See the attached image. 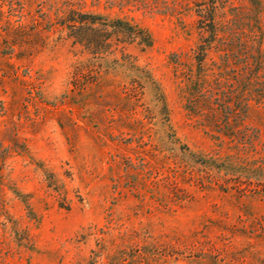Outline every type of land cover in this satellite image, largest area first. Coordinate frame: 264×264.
I'll list each match as a JSON object with an SVG mask.
<instances>
[{
  "label": "rangeland",
  "instance_id": "rangeland-1",
  "mask_svg": "<svg viewBox=\"0 0 264 264\" xmlns=\"http://www.w3.org/2000/svg\"><path fill=\"white\" fill-rule=\"evenodd\" d=\"M72 11L152 47L105 27L94 56ZM210 11L230 91L192 115ZM262 56L264 0H0V264H264V83L243 126L219 119Z\"/></svg>",
  "mask_w": 264,
  "mask_h": 264
},
{
  "label": "trees",
  "instance_id": "trees-1",
  "mask_svg": "<svg viewBox=\"0 0 264 264\" xmlns=\"http://www.w3.org/2000/svg\"><path fill=\"white\" fill-rule=\"evenodd\" d=\"M217 15L214 11H210L206 16L199 15V23L202 25V29L207 37L202 38L201 44L197 47L195 51V60L197 64V74L191 81L190 85V100L187 106V111L192 115H197L195 109L199 108V102H211L215 97L222 99L218 87H223L227 93L230 91V86L226 87V84L230 82V76L222 77L227 74V70H230L229 64L232 63V52L227 49V46L223 43L225 33L223 29L219 26ZM67 23L71 24V29L76 31L72 38L76 44L84 47L90 54L94 56L102 55L104 49L107 46L108 38L104 36V28H111L115 34H121L128 37L130 41H139L140 44L146 47H152L153 40L151 35L143 28L139 26L130 25L129 23L115 22L108 24H102V19L100 17L92 15H79L77 12H70L67 16ZM222 49V50H221ZM215 52L219 55V66L217 72L213 73L211 69H208L209 58L211 53ZM224 53V55H221ZM263 55V53H261ZM258 67H253L249 62L242 66L243 70H246L244 74V80L241 85L238 106L231 101L228 102L227 98H224V103L226 106L221 109L220 112V122L224 123V126L231 127L233 125L243 126L250 109V102L257 98L256 91L261 88L264 83V60L263 56L258 62ZM222 77L220 83L216 77ZM234 95V93H232ZM262 97V95H260ZM206 98V100H205ZM215 113L218 110L214 111ZM199 114V113H198Z\"/></svg>",
  "mask_w": 264,
  "mask_h": 264
}]
</instances>
